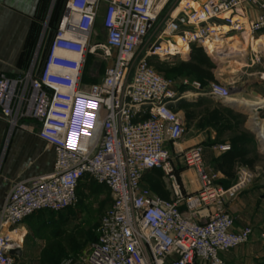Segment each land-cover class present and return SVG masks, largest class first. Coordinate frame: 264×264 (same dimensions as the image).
<instances>
[{"label":"built area","instance_id":"2783aa9c","mask_svg":"<svg viewBox=\"0 0 264 264\" xmlns=\"http://www.w3.org/2000/svg\"><path fill=\"white\" fill-rule=\"evenodd\" d=\"M174 1L67 0L42 60L36 58L22 76L0 75V114L10 132L36 122L39 138L55 154L51 174L19 182L8 194L0 211V264H16L10 251L20 247L14 237L21 224L74 208L86 181L106 188L112 203L97 241L78 264H228L222 254L251 241L252 228L237 229L228 205L255 175L242 169L239 181L225 188L205 165L202 146L179 148L186 127L175 106L191 94L230 101V88L184 82L185 90L178 89L150 61L183 58L179 53L187 46L215 55L213 44L230 36L254 40L264 34V0H180L179 15L172 13L150 38ZM245 5L257 8L256 20L243 15ZM89 56L104 66L98 83H84ZM84 104L90 127L80 136L73 122ZM172 148L197 175L199 189L192 195L180 183ZM153 172H161L171 200L144 186Z\"/></svg>","mask_w":264,"mask_h":264},{"label":"crops","instance_id":"0c3cea01","mask_svg":"<svg viewBox=\"0 0 264 264\" xmlns=\"http://www.w3.org/2000/svg\"><path fill=\"white\" fill-rule=\"evenodd\" d=\"M49 11V0H0V75L22 76L29 70L32 62L38 59L45 13ZM242 13L250 20H256L258 17V10L252 5H245ZM61 17L53 21V30L57 28ZM262 37L264 34L256 36L254 40L246 36L227 37L224 40L227 46L219 54L210 55L217 65L222 63L221 66L224 64L221 58L231 54L232 84L225 85L235 92L231 93L232 97L239 102H228L245 105V108L235 111L215 98L199 94L185 100L199 107L198 117L192 118L186 111L183 113L177 109L178 103L175 109L186 127V134L179 144L180 150L202 146L204 161L208 164L211 156L216 160L262 152L264 148L263 145L260 146L258 130L264 123V43L256 44ZM191 52L183 57L185 61L192 58ZM215 73L217 81L222 82L218 79V70ZM178 89L185 90L182 86ZM187 90L195 92L192 88ZM232 115L243 120L236 123V118ZM24 124L27 128L19 126L10 132L7 121L0 114V211L15 184L49 175L54 168V150L39 138V125L33 121ZM82 125L86 126L87 123ZM77 132L80 134L81 129L75 120L73 133ZM248 133L250 135L247 138ZM217 146H230L231 150L221 152L216 149ZM178 151L172 148L174 166L185 193L192 195L199 189L198 178L193 170L185 168ZM219 163L220 161L216 165ZM208 168L217 173L213 166ZM254 171L255 179L251 186L228 205L229 212L235 218L236 228H252L253 236L248 244L222 254L223 260L228 264H245L257 259L260 254L264 255V240H258L260 236L264 237V229L257 228L260 223L256 220L258 215L264 212V179L260 178L259 173L263 171L264 175V170L259 166L255 167ZM218 176L221 186H232L224 183L221 176ZM159 178L162 184L156 181ZM143 184L151 191L154 190L152 192L160 198L168 201L172 199L161 172L147 175ZM182 209L185 211L184 207ZM28 221L17 228V235L20 236V227Z\"/></svg>","mask_w":264,"mask_h":264},{"label":"rangeland","instance_id":"374dc122","mask_svg":"<svg viewBox=\"0 0 264 264\" xmlns=\"http://www.w3.org/2000/svg\"><path fill=\"white\" fill-rule=\"evenodd\" d=\"M61 1L49 0L50 11L45 13L46 18L42 31L43 39L38 52L39 62L45 54V45L50 40V33L55 31L53 30L55 14L60 9V6L61 8L65 6L67 0ZM179 1L175 0L167 8L155 26L154 31L150 34V38L157 31L161 30L168 17L177 9ZM97 32L99 37L104 39L101 20L97 24ZM139 53L140 55L142 54L141 51ZM220 64L222 63L217 65L212 56L204 51L195 52L192 58L187 61L181 57L170 62L150 61V65L177 88H180L184 82H189L190 84L198 83L202 86L218 82L216 70H218V79L223 82H221L222 84H232L230 61H224V64L221 66ZM103 74L104 66L100 65L95 56H89L84 70V83H98L102 80ZM84 106L86 108H83ZM84 106L80 105L76 107L74 114V121H78V127L81 129L80 136H84L85 130L90 127V122L86 120V116L89 117L90 109L87 105L84 104ZM177 109L183 111V113L186 111L192 118L198 117L200 112L199 107L191 105L186 101L179 103ZM232 116L234 119L236 118V123L243 120L241 117ZM84 122L87 123L86 126L82 125ZM249 135L248 133L247 138ZM258 135L260 137V130H258ZM260 139L261 146L263 144ZM219 161V165H216ZM209 164L205 161L207 167L213 166L214 171L217 172V175L221 176L224 183L233 185L239 181L242 169L253 174H255V167L260 166L264 170V155L262 152H252L248 155L219 158L216 160L211 156ZM262 172H259L261 173L260 178L264 179ZM156 181L162 184L160 178ZM111 203V197L106 188L90 181L83 182L79 187L78 202L74 208L63 213H48L34 217L23 227H20V232H18L20 236L15 235L14 239L20 241L22 258L17 259L16 264H63L67 260L72 261V264L80 263L85 259L92 245L97 241L102 216L111 206ZM256 220L260 223L257 225V228L264 229V212L260 213V216L258 215ZM258 240L262 241L264 237L260 236ZM260 255L257 259L245 264H264V255Z\"/></svg>","mask_w":264,"mask_h":264},{"label":"bare ground","instance_id":"6f19581e","mask_svg":"<svg viewBox=\"0 0 264 264\" xmlns=\"http://www.w3.org/2000/svg\"><path fill=\"white\" fill-rule=\"evenodd\" d=\"M195 6H197V5H195ZM181 6H178L177 7V9L173 12V15L174 16H177V15H179V13H180V11H181ZM225 40V39H224ZM224 40H222V39H217V41L213 44V46L214 47H212V50H218V51H214L215 53H217V54H219L221 51H222V49H224L227 45V43L224 41ZM257 41V40H256ZM264 43V37H262L261 38V40L259 41V39H258V43H256L257 45H260V44H263ZM254 44V43H253ZM218 46V47H217ZM260 47V46H259ZM229 48H231V47H229ZM227 49V48H226ZM221 50V51H220ZM229 50V49H228ZM231 50V49H230ZM190 51H191V48L190 47H185L184 49L183 48H181V53H179L180 55H182V56H186V55H188V53H190ZM226 52V51H225ZM228 53V52H227ZM217 56V55H216ZM221 60L222 61H225V62H227V61H230L231 60V54H227V55H224V57H222L221 58ZM220 60V61H221ZM238 69V68H237ZM191 97H194V96H197V95H194V94H191L190 95ZM231 102H239L236 98H234V97H230V99H229ZM244 102V101H243ZM73 127H74V122H73ZM259 130H260V137L259 138H261L260 140H262L261 142H262V144L264 145V123L263 124H261L260 125V127H259ZM16 250H22V247H19V248H16Z\"/></svg>","mask_w":264,"mask_h":264},{"label":"water","instance_id":"95a60500","mask_svg":"<svg viewBox=\"0 0 264 264\" xmlns=\"http://www.w3.org/2000/svg\"><path fill=\"white\" fill-rule=\"evenodd\" d=\"M52 36V33H50V36H49V39L51 38ZM48 45H49V41L46 43L45 45V52L48 48ZM232 94H234L235 92H232ZM221 104H223L224 106H226L227 108H230L232 110H235V111H242L244 108H245V105H237V104H233V103H230L228 101H222V100H218ZM261 111V110H260ZM262 153L264 154V149L262 150ZM10 256H12L13 258H15L16 260L17 259H21L22 258V252L20 250H11L10 251Z\"/></svg>","mask_w":264,"mask_h":264},{"label":"trees","instance_id":"16d2710c","mask_svg":"<svg viewBox=\"0 0 264 264\" xmlns=\"http://www.w3.org/2000/svg\"><path fill=\"white\" fill-rule=\"evenodd\" d=\"M63 1V0H62ZM61 1V2H62ZM65 2V1H64ZM61 5H62V3H61ZM63 9H64V6H63V8H61V6H60V9L56 12V14H55V18H54V20L55 21H57V20H59V18L62 16V13H63ZM198 51H204L202 48H200V47H197V46H194L193 48H192V55L195 53V52H198ZM205 52V51H204ZM225 188H228V187H225ZM71 210V209H70ZM69 211V210H68ZM67 212V211H66ZM51 214V212H45V213H41V214H38V215H36V216H34V217H37V216H40V215H44V214ZM33 217V218H34Z\"/></svg>","mask_w":264,"mask_h":264}]
</instances>
